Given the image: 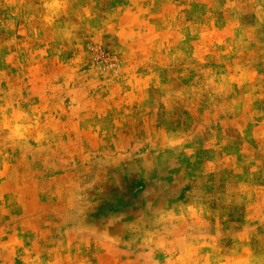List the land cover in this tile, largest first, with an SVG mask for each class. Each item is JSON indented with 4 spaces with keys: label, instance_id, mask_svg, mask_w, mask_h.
Returning a JSON list of instances; mask_svg holds the SVG:
<instances>
[{
    "label": "rangeland",
    "instance_id": "1",
    "mask_svg": "<svg viewBox=\"0 0 264 264\" xmlns=\"http://www.w3.org/2000/svg\"><path fill=\"white\" fill-rule=\"evenodd\" d=\"M0 264H264V0H0Z\"/></svg>",
    "mask_w": 264,
    "mask_h": 264
},
{
    "label": "clouds",
    "instance_id": "2",
    "mask_svg": "<svg viewBox=\"0 0 264 264\" xmlns=\"http://www.w3.org/2000/svg\"><path fill=\"white\" fill-rule=\"evenodd\" d=\"M51 4H52V6H59V4H60V0H51Z\"/></svg>",
    "mask_w": 264,
    "mask_h": 264
}]
</instances>
